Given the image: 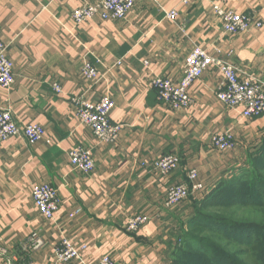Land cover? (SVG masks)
<instances>
[{
  "label": "crops",
  "instance_id": "0c3cea01",
  "mask_svg": "<svg viewBox=\"0 0 264 264\" xmlns=\"http://www.w3.org/2000/svg\"><path fill=\"white\" fill-rule=\"evenodd\" d=\"M100 1L0 0V41L15 76L13 88L0 91V110L9 109L20 128L36 124L45 131L35 145L23 137L0 141V264L9 257L21 264H60L54 250L64 239L88 247L84 264L104 257L114 264H167L169 249L171 261L176 239L193 215L191 200L168 208L167 190L186 183L196 170L209 194L232 166L231 153L238 155L235 160L249 156L248 149L264 139V116L244 119L242 109L218 100L223 79L216 69L192 86L193 103L186 110L159 104L152 88L156 77L179 82L195 48L230 62L242 78L264 83V0L188 6L183 0H134L124 21L73 22L75 10ZM213 5L263 26L228 36ZM172 11L178 13L174 21L166 18ZM84 62L96 68L99 80L84 78ZM77 97L92 103L112 99L110 121L123 126L118 143L96 141L77 118L72 103ZM222 133L233 135L234 150L222 153L211 145L212 136ZM76 146L92 151V174L72 169L69 153ZM171 154L180 158L176 172L162 177L151 169ZM43 184L57 189L61 202L52 220L40 215L32 199L33 187ZM140 215L148 224L128 233L129 220ZM32 233L43 241L36 251L24 249Z\"/></svg>",
  "mask_w": 264,
  "mask_h": 264
},
{
  "label": "built area",
  "instance_id": "2783aa9c",
  "mask_svg": "<svg viewBox=\"0 0 264 264\" xmlns=\"http://www.w3.org/2000/svg\"><path fill=\"white\" fill-rule=\"evenodd\" d=\"M207 0H183V5L203 3ZM135 6L134 0H101L94 5H86L75 10L72 20L81 25L95 18L107 21H124ZM213 11L220 19L223 32L228 36L246 33L251 29H261L262 23L251 17L225 10L213 5ZM178 17L176 11L166 14V18L174 21ZM119 66L121 61L117 63ZM209 69H216L221 74L223 82L217 94L218 100L231 109H242L244 119H259L264 116V83L254 77L242 78L240 71L230 62L212 57L206 50L195 48L186 58L184 76L179 82L169 78L156 77L152 88L157 92L159 104L166 105L174 111L189 109L193 100L190 94L192 86L199 81ZM14 65L7 55V46L0 41V91H9L15 85L13 73ZM82 74L87 81L99 80V73L89 62H84ZM56 93L62 92L58 85L54 86ZM79 121L89 127L99 144L115 145L118 143L123 126L112 124L110 115L115 104L109 97H104L98 103L89 102L83 98L72 99ZM23 137L31 145L41 142L45 138L44 129L36 124L20 128L14 121L9 109L0 110V141ZM211 145L219 152L225 153L234 150L235 140L232 134L222 133L213 135ZM69 161L73 170L84 175L92 174L96 169L95 160L90 149L82 146L74 147L69 153ZM146 167V164H142ZM151 169L162 177H169L180 167V158L177 155H166L151 164ZM188 181L184 184L171 186L166 194V206L176 208L181 204L193 200L197 201L207 187L199 179V173L192 170L188 173ZM32 199L40 215L46 220H52L60 208V199L57 189L48 184L38 185L32 189ZM81 214L77 210L74 215ZM149 222L146 216L140 215L129 220L127 232L136 234ZM43 241L37 233H32L24 245L26 250H39ZM88 247H76L68 240H62L55 248L54 255L58 263H68L79 260L83 263V255ZM7 264H21L17 257H9ZM84 264V263H83ZM97 264H114L109 257H104Z\"/></svg>",
  "mask_w": 264,
  "mask_h": 264
},
{
  "label": "trees",
  "instance_id": "16d2710c",
  "mask_svg": "<svg viewBox=\"0 0 264 264\" xmlns=\"http://www.w3.org/2000/svg\"><path fill=\"white\" fill-rule=\"evenodd\" d=\"M248 159L249 168L231 180L221 182L201 200H191L193 215L184 223L191 232L182 227L171 264H237L210 237L223 238L228 244L238 247H252L257 235L262 237L259 256L261 264H264V225L229 218V211H264V139ZM199 232L210 237H201Z\"/></svg>",
  "mask_w": 264,
  "mask_h": 264
},
{
  "label": "rangeland",
  "instance_id": "374dc122",
  "mask_svg": "<svg viewBox=\"0 0 264 264\" xmlns=\"http://www.w3.org/2000/svg\"><path fill=\"white\" fill-rule=\"evenodd\" d=\"M256 151V147L252 146L248 149L247 153H254ZM232 156V166L230 168H228L225 173H224V177L221 180H212L209 181L211 184L215 183L216 181V186L217 187L221 182L224 181H229L231 180L235 175L239 174L243 169H247L249 168V163H248V155H243V156H239L238 160H235V157H238L234 155V152L231 153ZM236 161V162H235ZM262 172V171H261ZM264 173V172H262ZM207 192V191H206ZM206 192L204 194H201L198 201L201 200L205 195ZM192 202V201H191ZM217 211V210H216ZM215 211V212H216ZM230 217L235 218L234 220L236 221H251L254 222L258 225L263 226L264 224V211H252V210H248V209H241L238 212H232L229 211ZM183 230L185 231H190L191 228H188V226H186L185 228H183ZM191 232V231H190ZM201 237H210L208 234H205L203 232H199L198 233ZM210 239L215 242L217 244V246L219 248H221L224 252H227V256L230 257L233 261H235L237 264H261V260H260V256L259 253H261V247L263 245L262 243V237L261 236H256L255 238V243L252 247L246 246V245H242V246H234L232 243L228 244L227 241L223 238H219V237H210ZM170 251L171 249H169V260L166 261L167 264H171L172 260L170 261ZM190 262V261H189ZM191 263V262H190Z\"/></svg>",
  "mask_w": 264,
  "mask_h": 264
}]
</instances>
